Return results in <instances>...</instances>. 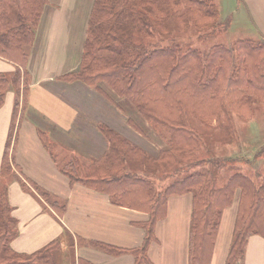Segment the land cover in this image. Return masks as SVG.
<instances>
[{
    "label": "trees",
    "instance_id": "16d2710c",
    "mask_svg": "<svg viewBox=\"0 0 264 264\" xmlns=\"http://www.w3.org/2000/svg\"><path fill=\"white\" fill-rule=\"evenodd\" d=\"M47 3L48 0H0V58L15 65L12 75L0 72V107L6 93L13 90L24 102L29 48ZM215 5L212 0H94L78 68L61 78L66 83L90 86L112 104L109 90L122 101L120 106L114 105L121 113L122 108L137 111L153 131L163 133L165 148L157 156L145 154L120 133L98 124L97 129L107 142L101 157L84 160L73 156L65 163L58 162L46 144L44 132L39 130L43 147L69 184L80 183L108 195L113 204L148 214L143 224L142 245L124 250L134 256V264H151L147 246L154 238V226L164 216L166 200L171 195L190 193L192 196L188 264H210L223 210L237 195V214L225 264H242L249 237L264 238V175L257 171L253 176L245 175L237 165L244 163L255 172L259 161L264 159V140L256 139L254 147H249L254 151L250 157L245 156L248 150L245 145L243 154L235 151L228 160H223L224 155H215L214 142L207 143L209 146L204 143L205 139H213L215 129L211 127L216 123L224 120L223 128L232 136L233 116L247 121L252 118L254 106L264 104V73L253 81L233 63L228 74L216 78L208 76V66L202 65L201 70L193 67L196 71L193 88H185L189 99H182L179 90L173 98L166 97L171 88L187 79L184 68L190 66V56L186 51L181 52V45L175 41L164 46L163 39L180 27L214 33L219 22ZM241 41L243 51L252 48L259 52L262 61L259 65L264 72V43ZM160 58L165 59L164 69H157ZM205 105L213 107L203 108ZM18 109L16 101L12 121ZM194 119L209 133L197 130L192 124ZM127 123L141 133L130 118ZM9 145L10 138L0 165L4 179L0 183V264H47L42 254L48 248L42 254L25 256L16 254L10 246L17 234V221L11 216L7 186L16 181L21 188H29L15 173L17 168L10 165ZM226 167L232 173L219 183L216 172ZM167 180L169 184L163 187L162 183L156 184ZM33 187L41 197L46 196ZM63 210L61 207L58 214Z\"/></svg>",
    "mask_w": 264,
    "mask_h": 264
},
{
    "label": "crops",
    "instance_id": "0c3cea01",
    "mask_svg": "<svg viewBox=\"0 0 264 264\" xmlns=\"http://www.w3.org/2000/svg\"><path fill=\"white\" fill-rule=\"evenodd\" d=\"M93 1L48 0L29 48L24 116L11 125L13 106L21 99L14 90L6 93L0 107V165L10 138V165L29 188H21L16 181L7 186L11 216L17 221L10 246L25 256L42 254L48 248L42 254L47 264H134V256L124 250L142 245L143 224L148 220L145 212L113 204L104 193L80 183L69 184L39 140L42 129L60 144L65 157L93 160L107 149L98 124L131 138L128 118L93 88L61 80L78 68ZM227 7L241 8L239 20L247 30L256 31L254 39H243L264 43V0H227ZM228 19L231 24L232 18ZM14 71V64L0 58V72L12 75ZM256 125L252 123L250 128ZM251 148L249 153L254 152ZM241 166L251 172L244 163ZM255 168L264 175V163ZM1 178L4 180L0 173V183ZM33 186L46 196L41 197ZM191 201L190 193L167 198L165 214L157 220L154 238L147 246L151 264H188ZM237 205L238 195L223 210L210 264H225ZM61 207L64 210L59 215ZM242 264H264V238L249 237Z\"/></svg>",
    "mask_w": 264,
    "mask_h": 264
},
{
    "label": "rangeland",
    "instance_id": "374dc122",
    "mask_svg": "<svg viewBox=\"0 0 264 264\" xmlns=\"http://www.w3.org/2000/svg\"><path fill=\"white\" fill-rule=\"evenodd\" d=\"M216 4L215 6L219 10V22L217 27L215 26L214 33H207V32H200L197 31L196 28H190V26L183 30L181 27L178 29H173L170 31V36L165 37L163 39L162 44L167 46L170 42L175 41L177 44L181 45V52H187L190 56V66L194 67L195 69L201 70L202 65L205 67L208 66V76L209 77H223L225 74L230 72V66L233 63H236L238 68L242 71V75L248 77L249 79H257L259 75L264 73L261 70V59L258 57L259 52L249 48L248 50L243 51L241 39L244 37L252 38L254 37L255 30H247L245 28L244 23L239 20V15L242 17L243 12L241 8L235 7L234 9L227 7V0H212ZM234 4V1L231 2ZM220 7H219V6ZM236 12V13H233ZM228 17L232 18V23L229 24ZM170 21L168 22L169 26ZM190 28V29H189ZM189 29V30H188ZM254 39V38H252ZM179 50V49H178ZM264 52V51H263ZM165 59L160 58L157 69H164L165 66ZM193 60V61H192ZM206 60V61H203ZM183 65H186L185 61H182ZM204 63V64H202ZM260 64V65H259ZM186 66L184 68L185 74L187 79L182 82L176 84V88H171V91L166 95L167 98H173L175 96V92L177 90L180 91V97L182 99H189V95L186 94L185 88H191L193 86L192 79L195 76L196 72L193 68L192 70ZM258 69V70H257ZM217 70V71H216ZM154 71V70H153ZM252 74V75H251ZM254 81V80H253ZM219 84V83H218ZM193 88V87H192ZM107 92L110 94L113 103L111 104L113 107L116 105L120 106L122 102L116 95L111 93L109 90ZM18 93V92H17ZM74 95V94H72ZM19 103V109L14 117L13 126L17 122V120L22 119L24 114L22 113L23 109V102L21 101L20 97L17 100ZM212 105H205L203 108H211ZM254 114L250 120H241L238 116H233L232 127L234 126L235 134L232 133V136H228L227 131L224 130V126L226 122L223 120L221 123H216L217 125H213V129L215 131H211L213 133V139H205V145L209 146L207 143H213V149L217 152L215 155L220 156L224 155L222 158L223 160H228L235 154V151L243 154V148L245 145L248 147L255 142L256 139L264 140V104H258L254 106ZM122 113L127 117L130 118L141 130L140 132L135 131L131 126V138H129L126 134L123 137H127V139L131 140L132 144H136L138 148L144 152L145 154L155 157L157 156L158 152L162 150L161 148H165L164 140L161 136L163 133L160 131H153L149 125L146 124L144 119L137 113V111L128 108H122ZM29 116V115H27ZM104 120L110 122L104 115ZM252 123H257V125L253 128H250ZM112 124V123H111ZM192 124L195 128L202 133L207 131L205 127L202 126L199 121L194 119ZM12 125V121H11ZM113 125L115 127L116 123L114 122ZM44 133V138L46 144H49L50 151L53 153L54 158L57 159L58 162L63 161V163L67 162L70 158H67L60 152V144H55V142L49 138L46 132L40 129ZM208 132V131H207ZM228 138V142L225 141V137L222 133ZM209 133V132H208ZM257 135V136H256ZM42 138L39 137L41 141ZM43 143V142H42ZM48 152V151H47ZM49 153V152H48ZM245 156L250 157L251 154L248 150L245 153ZM260 164L264 163V159L259 161ZM242 163H238L237 165L240 167V171L248 176H253V171L245 172L246 167L242 169ZM232 171L226 168H221L218 172H216L217 177H219V183H223L226 177H228ZM256 173V170L255 172ZM7 180V179H6ZM170 181V180H169ZM169 181H156L157 186H160L162 183V187L169 184ZM3 184H7L6 181H3Z\"/></svg>",
    "mask_w": 264,
    "mask_h": 264
}]
</instances>
